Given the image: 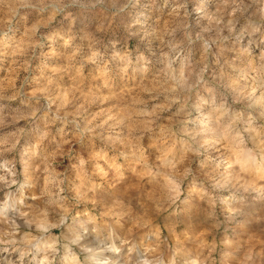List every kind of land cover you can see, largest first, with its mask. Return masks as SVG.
<instances>
[{
    "label": "rangeland",
    "instance_id": "1",
    "mask_svg": "<svg viewBox=\"0 0 264 264\" xmlns=\"http://www.w3.org/2000/svg\"><path fill=\"white\" fill-rule=\"evenodd\" d=\"M0 264H264V0H0Z\"/></svg>",
    "mask_w": 264,
    "mask_h": 264
},
{
    "label": "bare ground",
    "instance_id": "2",
    "mask_svg": "<svg viewBox=\"0 0 264 264\" xmlns=\"http://www.w3.org/2000/svg\"><path fill=\"white\" fill-rule=\"evenodd\" d=\"M112 248H113V247H112ZM98 252H99V251H98ZM99 256H100V253H96V254H95L96 259H97V257H99ZM96 259H95V260H96Z\"/></svg>",
    "mask_w": 264,
    "mask_h": 264
}]
</instances>
